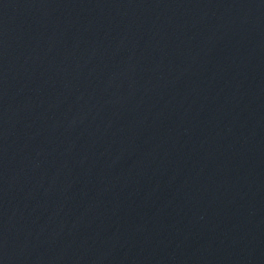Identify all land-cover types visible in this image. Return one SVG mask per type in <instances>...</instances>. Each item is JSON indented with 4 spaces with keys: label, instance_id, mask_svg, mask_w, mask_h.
<instances>
[{
    "label": "water",
    "instance_id": "obj_1",
    "mask_svg": "<svg viewBox=\"0 0 264 264\" xmlns=\"http://www.w3.org/2000/svg\"><path fill=\"white\" fill-rule=\"evenodd\" d=\"M0 264H264V0H0Z\"/></svg>",
    "mask_w": 264,
    "mask_h": 264
}]
</instances>
